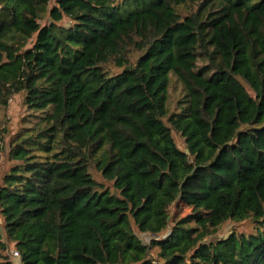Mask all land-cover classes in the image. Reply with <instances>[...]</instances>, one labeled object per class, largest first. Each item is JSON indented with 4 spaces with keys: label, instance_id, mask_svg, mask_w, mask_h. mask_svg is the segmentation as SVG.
Listing matches in <instances>:
<instances>
[{
    "label": "trees",
    "instance_id": "obj_1",
    "mask_svg": "<svg viewBox=\"0 0 264 264\" xmlns=\"http://www.w3.org/2000/svg\"><path fill=\"white\" fill-rule=\"evenodd\" d=\"M19 94L0 264H264V0H0Z\"/></svg>",
    "mask_w": 264,
    "mask_h": 264
},
{
    "label": "rangeland",
    "instance_id": "obj_2",
    "mask_svg": "<svg viewBox=\"0 0 264 264\" xmlns=\"http://www.w3.org/2000/svg\"><path fill=\"white\" fill-rule=\"evenodd\" d=\"M54 5V1H52L51 6ZM50 6V7H51ZM49 24L48 17L43 19L41 21V25H47ZM71 24V21L69 19H65L62 22L63 26H69ZM27 108L25 106V94H19L13 97V99L10 101L9 106L7 109L0 108V138L5 137L4 142L0 143V182L2 177L5 175L7 171L10 170V168L14 165L12 161L9 159V152H10V144L12 138L24 127L23 121L27 117ZM176 141L178 146L181 149H185V142L182 140L179 136H176ZM190 209H187L186 207H179L174 206L171 209V214L174 217L177 213H180L181 217L186 216L190 213ZM234 230H237L238 232L242 231H253L251 229L250 225L247 226V224H241V225H234V224H226L222 227V229L212 235L209 240H218L221 238L228 237ZM0 234H2L3 238L6 239L5 236V230L3 226V220L0 218ZM150 238L149 236H143L142 240L143 242L150 244ZM15 251V248L13 247V244L9 245L8 253L11 255L12 259L15 260L16 263H19V260L17 257L13 255V252Z\"/></svg>",
    "mask_w": 264,
    "mask_h": 264
},
{
    "label": "built area",
    "instance_id": "obj_3",
    "mask_svg": "<svg viewBox=\"0 0 264 264\" xmlns=\"http://www.w3.org/2000/svg\"><path fill=\"white\" fill-rule=\"evenodd\" d=\"M13 255H14L15 257H17L18 260L20 261V254H19L17 251H14V252H13Z\"/></svg>",
    "mask_w": 264,
    "mask_h": 264
},
{
    "label": "crops",
    "instance_id": "obj_4",
    "mask_svg": "<svg viewBox=\"0 0 264 264\" xmlns=\"http://www.w3.org/2000/svg\"><path fill=\"white\" fill-rule=\"evenodd\" d=\"M14 264H21V262L19 261V263H16L15 260H13Z\"/></svg>",
    "mask_w": 264,
    "mask_h": 264
}]
</instances>
